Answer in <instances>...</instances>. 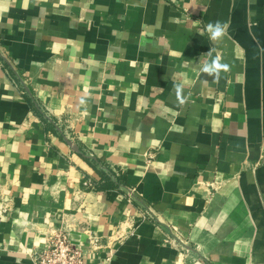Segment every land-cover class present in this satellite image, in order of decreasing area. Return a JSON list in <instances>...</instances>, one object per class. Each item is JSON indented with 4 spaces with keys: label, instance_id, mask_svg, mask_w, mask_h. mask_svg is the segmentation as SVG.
Returning a JSON list of instances; mask_svg holds the SVG:
<instances>
[{
    "label": "crops",
    "instance_id": "0c3cea01",
    "mask_svg": "<svg viewBox=\"0 0 264 264\" xmlns=\"http://www.w3.org/2000/svg\"><path fill=\"white\" fill-rule=\"evenodd\" d=\"M61 229L85 264H264V0H0V264Z\"/></svg>",
    "mask_w": 264,
    "mask_h": 264
},
{
    "label": "built area",
    "instance_id": "2783aa9c",
    "mask_svg": "<svg viewBox=\"0 0 264 264\" xmlns=\"http://www.w3.org/2000/svg\"><path fill=\"white\" fill-rule=\"evenodd\" d=\"M85 189H92L93 184L87 180L83 183ZM130 197V195H128ZM89 249L99 248V238L86 231ZM171 245L176 246L173 240L168 239ZM86 251L71 241L67 230L61 229L54 234L47 244L37 250L30 257V264H85Z\"/></svg>",
    "mask_w": 264,
    "mask_h": 264
},
{
    "label": "clouds",
    "instance_id": "9594fccd",
    "mask_svg": "<svg viewBox=\"0 0 264 264\" xmlns=\"http://www.w3.org/2000/svg\"><path fill=\"white\" fill-rule=\"evenodd\" d=\"M206 30L209 34L210 41L213 46H215L225 37L227 25L221 21L209 22L206 25ZM205 56H207L208 59H205ZM199 62L201 63L200 71L213 77L217 82L221 78V73L228 72L230 70V66L227 63L222 62L219 57H213L212 50L202 54ZM204 83H207V81H204ZM183 89L184 85L182 83H177L175 85V91L181 104L186 102L182 95Z\"/></svg>",
    "mask_w": 264,
    "mask_h": 264
}]
</instances>
